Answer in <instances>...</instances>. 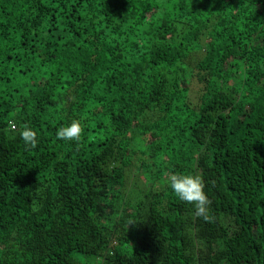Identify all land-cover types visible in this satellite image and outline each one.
I'll list each match as a JSON object with an SVG mask.
<instances>
[{"label": "trees", "instance_id": "obj_1", "mask_svg": "<svg viewBox=\"0 0 264 264\" xmlns=\"http://www.w3.org/2000/svg\"><path fill=\"white\" fill-rule=\"evenodd\" d=\"M96 259L264 264V0H0V264Z\"/></svg>", "mask_w": 264, "mask_h": 264}, {"label": "clouds", "instance_id": "obj_2", "mask_svg": "<svg viewBox=\"0 0 264 264\" xmlns=\"http://www.w3.org/2000/svg\"><path fill=\"white\" fill-rule=\"evenodd\" d=\"M10 124L15 132L16 125L11 122ZM82 131L81 121L74 119L66 126L57 129L56 136L64 140L79 141ZM19 136L26 147H34L38 142L37 132L30 127L22 126L19 130ZM163 183L168 185L180 200L193 204L196 212L205 220L209 219L208 206L211 201L205 191L204 181L199 174L172 173L164 178Z\"/></svg>", "mask_w": 264, "mask_h": 264}, {"label": "rangeland", "instance_id": "obj_3", "mask_svg": "<svg viewBox=\"0 0 264 264\" xmlns=\"http://www.w3.org/2000/svg\"><path fill=\"white\" fill-rule=\"evenodd\" d=\"M93 264H102L101 259H96L93 261Z\"/></svg>", "mask_w": 264, "mask_h": 264}, {"label": "built area", "instance_id": "obj_4", "mask_svg": "<svg viewBox=\"0 0 264 264\" xmlns=\"http://www.w3.org/2000/svg\"><path fill=\"white\" fill-rule=\"evenodd\" d=\"M11 123H14V122L11 121Z\"/></svg>", "mask_w": 264, "mask_h": 264}]
</instances>
